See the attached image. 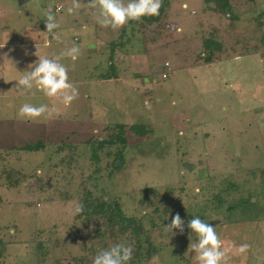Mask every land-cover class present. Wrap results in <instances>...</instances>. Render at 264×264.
<instances>
[{
	"label": "rangeland",
	"instance_id": "rangeland-1",
	"mask_svg": "<svg viewBox=\"0 0 264 264\" xmlns=\"http://www.w3.org/2000/svg\"><path fill=\"white\" fill-rule=\"evenodd\" d=\"M163 1L170 5L162 22L132 26L130 44L112 61L116 74L127 73L125 54L143 56L142 73L95 91L83 78L86 66L97 64L110 76L103 48L87 44L78 26L96 20V9L74 16V27L72 0H0V264H79L118 243L136 249V238L100 237L93 219L70 214L86 195L142 222L158 253L139 264H197L188 251L194 217L216 227L231 248L227 264H264V0H231L236 33H245L257 54L234 61L222 54L211 64L198 59L202 42L225 40L228 19L205 10L203 0ZM87 2L80 0L79 10L91 8ZM49 8L59 25L54 33H46ZM73 44L81 57L74 65L61 61L79 91L69 106L35 87H15L36 52L52 58ZM24 103L55 110L22 119ZM36 140L39 151L20 149ZM176 213L185 226L173 236L164 226ZM243 243L248 252L237 254Z\"/></svg>",
	"mask_w": 264,
	"mask_h": 264
},
{
	"label": "clouds",
	"instance_id": "clouds-1",
	"mask_svg": "<svg viewBox=\"0 0 264 264\" xmlns=\"http://www.w3.org/2000/svg\"><path fill=\"white\" fill-rule=\"evenodd\" d=\"M80 0H72V6L68 9L73 14L80 9ZM87 6L97 10L96 22L104 28L113 30L122 28L129 21H138L144 17L158 16L162 7V0H88ZM46 33H54L59 27L55 15L49 8L44 12ZM59 39V35H55ZM80 47L73 44L72 47L54 54L52 58L35 55L38 59L30 64L29 71L17 80L18 90H32L43 93L49 98H59L61 103L69 106L72 101L78 98V89L69 81L68 66L62 63V59L68 58L73 62L80 57ZM28 54L27 52L25 53ZM55 109H50L47 104L39 106L24 103L18 109V116L22 119L35 120L42 115L50 114ZM198 191V189H197ZM70 214L78 215L83 211V205H76L69 209ZM185 222L179 213H176L169 224L164 226L168 234L176 235L174 231L184 232ZM191 234H195L196 242H190L188 251L194 252V260L197 264H227V255L231 248L225 247V242L217 233L216 227L205 222L199 217L190 219L187 223ZM250 248L247 243L236 247L237 254H246ZM133 250L130 246L122 243L115 244L107 250L99 251L92 264H128L132 259Z\"/></svg>",
	"mask_w": 264,
	"mask_h": 264
},
{
	"label": "trees",
	"instance_id": "trees-1",
	"mask_svg": "<svg viewBox=\"0 0 264 264\" xmlns=\"http://www.w3.org/2000/svg\"><path fill=\"white\" fill-rule=\"evenodd\" d=\"M230 1L231 0H203L205 4L213 5V8L217 13L223 14L228 19L227 22L230 24V26L227 29L226 33H232V35L228 39H226V41L218 40L215 38L204 39L202 42L203 49L198 55V59L201 61V63L211 64L218 62L221 60L220 57H222V54L223 56L224 54L230 55L233 52H237L238 50H240V54L243 56L248 54H257V49L254 50L249 48L250 45H252L249 41H246L249 38L246 37L245 34L236 33L234 24L237 21V17L233 16V7L230 4ZM165 7L166 3H162V7L160 8L158 16L144 17L138 21H131V23L138 25L142 24V22L158 24L163 18ZM258 24L260 25V23ZM139 27L143 28L142 25ZM244 40L248 44L244 42ZM246 48H248V52H246ZM134 128L135 127H133L132 129ZM140 131L141 130H139L138 132ZM40 142L42 141L36 140L34 143H28L20 149L28 152H37L42 148ZM102 142L103 141H100L99 143ZM30 204L32 206V203ZM114 204L112 206L111 203L107 201L96 203L94 201H90V198L86 195L82 197L79 202V205H83V211L80 214L76 215V217L79 219L81 216H85L88 217V219H93L92 221L96 225L97 230L101 229L103 231L100 235L97 231V236L99 235L101 237L108 233L109 237L111 238H117L118 235L128 236L129 238L134 239L136 238L137 247L133 250L132 259L128 262V264H139L142 261L148 260L151 256L157 255L158 248L154 247V245L151 243L150 235L143 228L142 222L135 218L125 217L119 210L118 204ZM141 237L144 238L145 247L141 244ZM92 262L93 260H85L84 258H80L78 263L92 264Z\"/></svg>",
	"mask_w": 264,
	"mask_h": 264
},
{
	"label": "crops",
	"instance_id": "crops-1",
	"mask_svg": "<svg viewBox=\"0 0 264 264\" xmlns=\"http://www.w3.org/2000/svg\"><path fill=\"white\" fill-rule=\"evenodd\" d=\"M162 3H166L165 13L163 15V18H164V16L166 15V12H168V8H169L170 3H169V1L168 2L167 1H163ZM230 4L232 5L231 1H230ZM182 8H186V5L183 4ZM211 8H213V5L205 4V10L210 11ZM57 10H59V9H57ZM92 10H93L92 8H87L85 6L84 10L75 11L73 14H69V12H68V15L70 16L69 22L71 23V26L77 27L78 20L75 19L74 16H76V15L79 16V14H81V13H84V14L86 13V15H90L89 11L91 12ZM216 15L220 16V14H217V13H216ZM162 19H161V21L158 24H150V23L142 22V24L138 25V24H132L131 21H129L122 28H119V29H116V30H113L111 28L101 27L96 22V20H94V21H92V20L83 21V23L80 26H78V31H80V30L84 31L85 34H87L88 37H90V39L92 41L87 40V44H92L95 48H97V47H99V48L102 47L103 48V51L100 54V56L103 59L102 60L103 62L102 61H100V62H102L103 70L104 71H108L107 75L108 74L110 75V76L107 77V79H104L103 74L98 73L97 70H96V68H99L98 64L94 65V66H91V67H87L86 66V71L89 70L90 72L87 71L86 73H88V74H86L85 78H83V79L84 80H90V82H91L90 85H89L90 89L93 88V87H96V88H94L95 91H96L97 87H100L101 85H102V87L112 86L113 88L116 89V88L120 87V85H121L120 83H118L116 81L118 79V77H120L119 81H121V76L122 77L126 76L125 77L126 79H128L130 76L132 78L134 76H136L137 75L136 70H138L137 72L142 73L141 71L144 70V67H141V65H139V66H137V65L141 62L140 60H141V58L143 56L140 57L139 59H137V57H135L134 54H131V55L129 53L125 54L126 60H127L128 64H130L129 65L130 69H128L129 72H127V73L119 72V73L116 74V70L114 68V65H113L112 61H116V62L120 61V59L117 60L118 56L122 55V53L117 51L119 49V46H121L123 44H126V45L130 44V42H131V39H130L131 35L130 34L133 33V29H134V28H132V26H135L138 29H140L141 27H139V26H141V25H145V26H148V25H150V26L159 25L162 22ZM145 26H143V27H145ZM176 31L182 33V30L180 28H176ZM126 33H128L130 36L127 35ZM230 34L232 35V33H230ZM241 34H245V33H241ZM121 37L122 38L126 37L127 41L122 42ZM229 37H230V35L227 34V38L226 39H228ZM226 39L223 40V41H226ZM59 45L60 44L55 43L54 46L57 47ZM92 50H94V49L87 50L86 54L88 55V60H93V63H94L95 61H97V59H96V57L94 55H93V57H95V58H93V59L91 58L90 55H92ZM252 55H255V54H252ZM245 56H248V55H245ZM80 57H81V55H80ZM224 57L226 59L224 61H228V60H233L234 61V60H238L239 58L244 57V56L241 55L240 54V50H238L237 52H233L232 54L227 55V56L225 55ZM136 60H137V64H136ZM106 62H109L108 66L107 65L104 66L105 65L104 63H106ZM109 66H111V67L113 66V67L111 68ZM142 66H144V65H142ZM92 70H95V72L93 73ZM70 73H71V71H70ZM75 77H76V74H73L71 78L74 79ZM113 83H116V84H113Z\"/></svg>",
	"mask_w": 264,
	"mask_h": 264
},
{
	"label": "built area",
	"instance_id": "built-area-1",
	"mask_svg": "<svg viewBox=\"0 0 264 264\" xmlns=\"http://www.w3.org/2000/svg\"><path fill=\"white\" fill-rule=\"evenodd\" d=\"M163 77H165V76L163 75Z\"/></svg>",
	"mask_w": 264,
	"mask_h": 264
}]
</instances>
